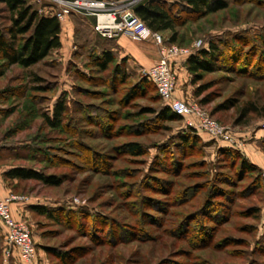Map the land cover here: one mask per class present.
<instances>
[{
    "label": "rangeland",
    "instance_id": "1",
    "mask_svg": "<svg viewBox=\"0 0 264 264\" xmlns=\"http://www.w3.org/2000/svg\"><path fill=\"white\" fill-rule=\"evenodd\" d=\"M24 1L38 13L44 8ZM141 1L113 5L132 10ZM223 1L227 8L216 14L180 12L176 44L169 43L171 32L160 35L180 49L214 42L225 55L196 86L187 73L191 101H205L199 106L231 130L238 144L229 149L260 170V189L236 172L238 162L217 155L227 147L218 140L202 135L203 145L177 154L184 122L166 124L164 130L153 115H142L149 107L165 106L152 86L127 99L136 85L148 83L132 59L128 69L126 59L114 52L123 63L122 79L112 65L104 72L94 67V58L112 43L100 39L83 16L73 14L60 23L61 48L36 65L23 69L0 59V181L5 190L0 198H22L11 204V213L30 229L35 257L26 264H264V132H259L264 121V0ZM103 2L109 8V1ZM9 25L0 4V26ZM145 43L158 50L153 42ZM196 87L202 89L198 99L193 97ZM59 102L66 106L61 127L48 129L41 115L51 117ZM249 104L263 110L242 117ZM129 144L147 154L129 155ZM165 147L177 155V170L164 158L163 166L158 164ZM15 167L37 171L59 185L4 181V172ZM207 201L228 207V213L214 221L202 213ZM33 207H46L55 216L38 215ZM115 224L124 226L125 234L113 233L109 244ZM178 224L186 226V236L178 233ZM3 228L0 223V264H13L16 250L4 255L9 247ZM18 259L16 264H24Z\"/></svg>",
    "mask_w": 264,
    "mask_h": 264
},
{
    "label": "trees",
    "instance_id": "2",
    "mask_svg": "<svg viewBox=\"0 0 264 264\" xmlns=\"http://www.w3.org/2000/svg\"><path fill=\"white\" fill-rule=\"evenodd\" d=\"M105 1L116 3L126 0ZM0 4H3L5 6V12L8 14V21L10 24L9 27L0 26V59L3 60L5 66L15 65L23 69H28L46 59L52 51H56L61 48V27L60 22L56 19L55 16H46L44 14L40 15L37 10L27 5L26 1L24 0H0ZM226 8L227 4L223 0H142L141 2L133 6L132 11L134 15L141 22H143V24L152 33L162 34L163 32L167 31L171 32L169 43L176 44L177 37L175 28L176 26H178L177 21L180 12L190 11L199 16H205L216 14L225 10ZM102 40L105 42H109L104 39ZM262 44L264 45V40ZM218 59H221L222 62H224L223 60H226V57L223 53H221V50L214 42H209L206 48L202 46L198 48L195 52H193L191 55L186 57L184 59V67L187 73L191 76L190 84L192 86H196L197 82L200 81L202 75L212 73L215 69L214 64L217 62ZM93 65L99 71L102 72L108 70V68L112 65L114 67L113 70L116 76H119V78L122 79V77L125 75L124 68L122 67L123 63L117 62L116 56L110 48L108 50L101 49L100 54L94 58ZM255 71L260 72L258 71V69H256ZM83 79L86 80L84 77L82 78V80ZM150 86L154 88L158 100L162 101V99L157 94L154 84L150 82H141L140 84L136 85V88L133 90V93H130L127 99L130 98L131 100V98L135 96L137 92L142 91V89L147 90ZM201 92L202 89L200 90L199 87H196L193 92V97L195 99H198ZM197 103L200 106L206 104L205 101H198ZM164 105L165 106L160 109H157L153 106L149 107L148 109H145L142 112V115H153L155 122L159 121L165 124V126L163 127L164 130H167L168 128V125L166 124L180 121L184 122L182 117L175 115L171 111L169 105H167L166 103H164ZM262 110L263 109H261L256 104H249L248 108L246 107V109L244 108L242 110L241 116L244 117L250 112L254 113ZM65 111V103H57L53 109V114L51 117H48L43 114L41 115V119L43 121L44 126L51 130H56L60 128ZM208 115L210 116V114ZM131 116L134 115L132 114ZM185 127V132L177 136V154H183L186 151H194L195 149L199 148L201 144L203 145L200 136L204 134L196 129L187 127L186 125ZM152 128L153 127H151V129ZM136 134L139 133L136 132ZM210 139L215 140L212 138ZM261 144L262 148L264 149V140L261 141ZM166 148L167 147L163 149L160 148L164 156L160 157V163L158 164H160V166H163V161L165 160L166 165L168 167L173 166V169H176L178 165L177 155L176 157H172L171 154L169 155V153H167L168 148ZM229 148L231 147L227 145V147L218 149L217 155L219 157L222 156V158H224L225 156L231 157L233 160L238 162V169L236 172L239 174L248 175L254 182L255 188L260 189V170L256 166L252 165L248 160L244 159L238 153L232 151ZM127 152L133 157H141L147 154V151H145V149L143 150V148H141L138 144H129L127 146ZM179 167L180 166L178 165V168ZM164 170L169 171V169ZM2 177L3 180L6 182L11 180L17 182L32 180L40 182L41 184H44L46 186L56 187L59 185L58 181L49 177H45L37 171L26 170L20 167L11 168L10 170L4 172ZM207 181L211 182L208 179ZM211 195L212 193L210 190V196ZM187 197H189V195ZM201 209L202 213H204L205 215H207V217L213 219L216 222L219 221L218 216H220V214H227L229 210L228 207L225 210L224 206H216V204L212 201L205 202L202 205ZM31 210L36 214L42 215L44 217L53 218V216H55L52 215V211L50 209H47L46 207H33L31 208ZM95 221L96 219H94V221L92 222ZM184 226L185 225L178 224L177 231L178 233L180 232L182 234L185 232L184 235L186 236L188 232H186V226ZM113 228V230L115 231L113 232L110 229L108 233L111 239L107 241V243L109 244H112V240L115 239L116 235L113 233L119 232V236L125 234L123 230H125L126 228H124V226L115 224ZM132 234L130 235V237L133 236ZM127 239L129 238H126L125 241H127ZM45 251L47 252V254H51L53 252L50 249H45ZM58 257L60 259L63 258V260H65V258H68L62 255H58Z\"/></svg>",
    "mask_w": 264,
    "mask_h": 264
},
{
    "label": "built area",
    "instance_id": "3",
    "mask_svg": "<svg viewBox=\"0 0 264 264\" xmlns=\"http://www.w3.org/2000/svg\"><path fill=\"white\" fill-rule=\"evenodd\" d=\"M43 5L39 10L46 16H55L61 23L72 13L93 18V32L102 39L114 40L128 36L136 41H152L158 48L159 60L149 68L142 69L144 78L154 84L157 94L171 111L183 118L187 127L196 129L204 135L233 147L238 143L229 128L218 124L194 101H182L175 98L176 83L171 68L174 60L185 59L198 49V42L193 49H180L166 44L159 33H152L133 13L131 9L114 6L109 2L105 7L103 0H34ZM117 3V2H116ZM264 131V121L259 126ZM22 200L21 197L0 198V223L5 229V242L9 250H4L6 257L16 250L22 263H30L35 257V247L29 227L22 221L14 220L11 204Z\"/></svg>",
    "mask_w": 264,
    "mask_h": 264
},
{
    "label": "crops",
    "instance_id": "4",
    "mask_svg": "<svg viewBox=\"0 0 264 264\" xmlns=\"http://www.w3.org/2000/svg\"><path fill=\"white\" fill-rule=\"evenodd\" d=\"M73 14L74 13L69 14L65 18V20L67 21L68 18L70 16H72ZM84 18L87 21V23H89V25L91 27H93L94 19L93 18H87V17H84ZM60 41H61V39H60ZM107 41L112 43L110 49L113 52L117 53L119 60L126 59V64H127L128 69L131 68L130 67L131 66V59H132L133 64L139 68H148L149 66L151 67L152 65L157 63L159 60L158 50H156L153 47H150L145 42H135V41L131 40L130 37L125 36V35L120 36L114 40H107ZM147 42H149V41H147ZM150 42H152V41H150ZM61 44H62V41H61ZM171 68H172L175 83H176V89H175V93H174L175 98L178 100L190 102L191 101V95H192V87L188 84V75H187V71L184 67V59L174 60L171 64ZM259 132H264V131L259 130ZM257 140L259 141V138ZM257 166H259V164H257ZM260 168H262V167H260ZM1 184H2V182L0 181V191H5L2 189ZM4 195H6V194H4ZM15 206L16 205H13L12 211L16 210ZM13 217L15 219H17V214H15L14 212H13ZM12 258H14L13 264L20 263V261L18 259V253L16 251H13V257Z\"/></svg>",
    "mask_w": 264,
    "mask_h": 264
}]
</instances>
